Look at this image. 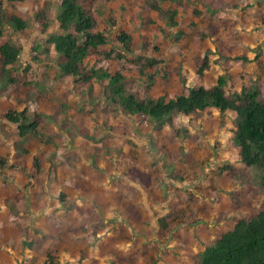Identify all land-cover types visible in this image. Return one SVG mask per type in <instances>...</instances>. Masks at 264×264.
Segmentation results:
<instances>
[{
  "label": "rangeland",
  "instance_id": "374dc122",
  "mask_svg": "<svg viewBox=\"0 0 264 264\" xmlns=\"http://www.w3.org/2000/svg\"><path fill=\"white\" fill-rule=\"evenodd\" d=\"M4 1L7 15L28 27L16 32L7 24L0 39V47L12 40L21 49L17 83L6 85L0 71V157L14 159L19 139L3 119L8 110L39 113L44 139L30 136L28 154L12 163L16 169L0 170V263L42 264L51 250L60 264H111L117 257L129 264H199L216 239L259 211L264 184L256 168L238 159L235 112L209 108L172 123L166 117L165 124L122 114L111 101L118 98L114 86L88 88L61 75L63 58L46 43L59 31L61 0ZM218 1H81L109 38L85 63L121 71L138 96L168 100L190 86L211 88L227 74L228 95L245 86L264 99V6L255 12L252 0L239 18L224 17ZM121 32L131 36L132 54L122 51ZM206 56L210 67L200 77ZM149 60L157 63L149 68Z\"/></svg>",
  "mask_w": 264,
  "mask_h": 264
},
{
  "label": "trees",
  "instance_id": "16d2710c",
  "mask_svg": "<svg viewBox=\"0 0 264 264\" xmlns=\"http://www.w3.org/2000/svg\"><path fill=\"white\" fill-rule=\"evenodd\" d=\"M24 1L7 0L9 3ZM81 1L90 0H61L60 11L56 18L59 31L49 34L46 38L47 45L63 58V61L58 64L61 75L70 76L88 88H92L94 82H107V86H114L110 91L118 98L112 97L111 101L119 107L122 114L130 116L142 114L162 124L165 122L161 120L166 117H170L172 123L174 116H192L209 108L217 109L222 115L228 111L235 112L237 114L235 140L239 147L238 159L246 167L256 168L260 172V181L264 184V99L260 97V90L244 86L239 91L228 95L226 89L229 77L223 74L218 77L211 88L190 86L187 93H180L168 100L166 97L153 99L131 93L126 88L125 76L121 71L111 72L108 69L95 65L88 66L85 63L93 51L108 44L109 38L98 28L97 19L91 8L85 7ZM193 11L195 14L201 13L196 8ZM177 15H179L178 11L173 9L170 20L175 26L177 22L174 20ZM7 24L16 32L24 31L28 27L27 21L22 18L8 16L5 1L0 0V39L4 35ZM49 27L50 25L45 23L43 33ZM131 40V36L125 32H121L117 37L122 51L127 54L133 53ZM20 56L21 49L12 40L0 47V71L6 85L17 83L14 67ZM118 57L121 58L123 55L118 54ZM258 58V55L251 60L244 56L235 57L236 60L247 62L257 61ZM156 63V60H149L147 67L151 68ZM209 67L210 63L206 56L198 69V75L203 76ZM3 119L17 128L19 139L18 144L14 145L16 151L14 157L16 158L28 154L24 145L30 136L40 140L44 139L40 130L42 116L39 113L35 112L30 115L27 109L19 112L8 110L3 115ZM13 161H16L15 158L12 159V163ZM8 162L7 159L0 157L1 171L8 167ZM15 167L13 164L12 167L10 166L11 169ZM34 169L36 171L41 169L38 157L34 160ZM132 172L139 181L144 183L149 181L147 173L136 170ZM77 210L81 213L80 209ZM24 245L27 247V243L24 242ZM0 264L12 263L8 261ZM42 264H60V262L51 250H47ZM111 264L129 263L117 257ZM199 264H264V201L255 215L238 220L231 230L222 234L207 247L201 254Z\"/></svg>",
  "mask_w": 264,
  "mask_h": 264
},
{
  "label": "crops",
  "instance_id": "0c3cea01",
  "mask_svg": "<svg viewBox=\"0 0 264 264\" xmlns=\"http://www.w3.org/2000/svg\"><path fill=\"white\" fill-rule=\"evenodd\" d=\"M255 2V6H254V8L253 9H255V12H257V10H256V8L258 9V8H260V5L261 6H264V2L263 1H261V0H254ZM184 3V5L186 4V5H190L189 4V2H186V1H183ZM221 2V4H222V11L220 12L221 13V15L222 16H224V17H227V16H229L228 14H230V13H232L233 15H232V17L234 16V17H237V18H239V14L243 11L244 12V10H242V7H244L245 5H248V4H251V2H252V0H239V1H237V2H235V3H233L231 0H227L225 3H223L222 2V0H220V1H218L216 4H218V3H220ZM248 2V3H247ZM243 3V4H242ZM215 4V5H216ZM251 5H249V7H250ZM214 7H216V6H214ZM224 7H225V9H224ZM174 9V8H173ZM216 10V8H213L212 7V12H214ZM240 22H243V20H240ZM238 26L239 27H243V23H239L238 24ZM14 149V148H13ZM13 153H15L16 151L14 150V151H12ZM13 153H11V154H13ZM23 158V157H22ZM21 158V159H22ZM12 159H13V157H11L10 156V165H11V163H12ZM15 160L17 161V159H16V157H15ZM7 168H10V166H8ZM11 169V168H10Z\"/></svg>",
  "mask_w": 264,
  "mask_h": 264
}]
</instances>
